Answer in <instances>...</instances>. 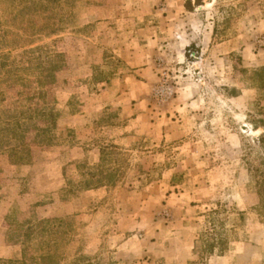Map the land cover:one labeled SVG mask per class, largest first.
<instances>
[{
	"label": "rangeland",
	"instance_id": "1",
	"mask_svg": "<svg viewBox=\"0 0 264 264\" xmlns=\"http://www.w3.org/2000/svg\"><path fill=\"white\" fill-rule=\"evenodd\" d=\"M0 60L4 259L264 264V0H0Z\"/></svg>",
	"mask_w": 264,
	"mask_h": 264
},
{
	"label": "trees",
	"instance_id": "2",
	"mask_svg": "<svg viewBox=\"0 0 264 264\" xmlns=\"http://www.w3.org/2000/svg\"><path fill=\"white\" fill-rule=\"evenodd\" d=\"M38 49L40 50L39 47L25 50L21 56L35 53ZM257 73L263 75L264 68ZM44 78L48 80L51 79L52 76H45ZM17 79H21V77H19L17 71L14 69V65L9 64L7 60H0V82L13 84ZM42 84L45 83L40 81V85ZM3 124V130L11 135L12 138L18 137L20 128L23 127V123L14 115L9 116ZM260 140L264 141V136ZM17 151L18 149L15 147H11L10 149V153ZM57 223L58 221L56 219H44L39 221L35 226L30 227L28 229L29 232L23 235L24 239L20 242L23 246L22 257L20 259L0 258V264H57V255L54 253V248L57 246V241H55L56 236L59 233V229H61L60 226H57ZM58 225H61V223H58ZM35 235H38V237L41 236V240L38 243L39 248L36 250V253L31 254L28 244L32 240L31 237ZM43 235H45V237H42ZM213 252V248L208 249L209 254Z\"/></svg>",
	"mask_w": 264,
	"mask_h": 264
},
{
	"label": "crops",
	"instance_id": "3",
	"mask_svg": "<svg viewBox=\"0 0 264 264\" xmlns=\"http://www.w3.org/2000/svg\"><path fill=\"white\" fill-rule=\"evenodd\" d=\"M8 252H10V251H8ZM9 256H10L9 253H6V255H0V258H3V257H4V258H5V257H6V258H9Z\"/></svg>",
	"mask_w": 264,
	"mask_h": 264
}]
</instances>
